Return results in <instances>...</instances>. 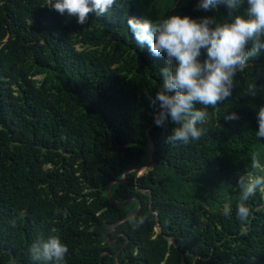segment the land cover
Wrapping results in <instances>:
<instances>
[{"label":"trees","instance_id":"obj_1","mask_svg":"<svg viewBox=\"0 0 264 264\" xmlns=\"http://www.w3.org/2000/svg\"><path fill=\"white\" fill-rule=\"evenodd\" d=\"M52 2L0 0V264H37L29 248L52 228L69 248L66 264H264L261 191L247 201L246 223L235 214L238 178L251 170L252 154L264 164V138L256 135L264 49L236 75L232 95L209 109L199 141L171 145L175 125H155L154 168L124 178L150 156L148 97L166 63L135 43L128 18L224 22L226 9L118 0L122 7L90 14L81 26ZM250 82L255 96L245 95ZM232 112L240 119L226 121ZM108 185L114 202L131 201L109 202ZM226 203L231 218L221 214ZM139 204L136 217L147 219L133 228L127 218Z\"/></svg>","mask_w":264,"mask_h":264},{"label":"clouds","instance_id":"obj_2","mask_svg":"<svg viewBox=\"0 0 264 264\" xmlns=\"http://www.w3.org/2000/svg\"><path fill=\"white\" fill-rule=\"evenodd\" d=\"M114 6L123 5L118 0H53L50 8L62 16L76 17L77 23L84 26L90 14L103 17ZM221 7L226 9L224 22L214 15L199 19L172 15L160 21L135 17L127 20L135 43L140 47L147 43L153 56L166 59L160 70L161 86L148 98L155 110L156 126L169 121L175 125L167 137L171 145L187 146L202 138L205 129L199 125L209 118V109L217 108L232 95L236 75L244 72L264 49V0H197L195 5L196 10L204 12H217ZM257 93L256 82H250L245 95ZM224 119L236 121L240 117L232 112ZM257 121L256 135L264 138V106L258 109ZM250 169L238 178L240 198L235 214L242 223L251 215L247 201L258 190L264 191V164L257 153L251 156ZM232 212L230 204L223 205V217L231 218ZM146 219L133 216L129 222L137 228ZM51 233L33 241L30 257L37 264H66L69 248L55 234V228Z\"/></svg>","mask_w":264,"mask_h":264},{"label":"water","instance_id":"obj_3","mask_svg":"<svg viewBox=\"0 0 264 264\" xmlns=\"http://www.w3.org/2000/svg\"><path fill=\"white\" fill-rule=\"evenodd\" d=\"M155 125H156L155 122H152V123L150 124L149 129H147V135H149V137L151 138V146H150V148H151V153H150L149 158H147V161H146L144 164L139 165V166H136V167H133V168H131L129 171H127V172L125 173V175H124V178L126 177L127 173H129V172H135V173H136V178H138V177L142 176L144 173H147V172H149L152 168H154V166H155V161H154V159H153V158H154V143H153V141H152V135H151V133H150V128H152V127L155 126ZM122 181H124V180H123V179H118V180L114 181L113 183H119V182H122ZM110 184H112V183H110ZM110 184H109V185H110ZM109 185L107 186V190H106V197H107V199L109 200V202H111L112 204H116V205L122 207V206H124V205H127V204L131 201V200H129V201H126V202H121V203H116V202H114V201L111 199V196H109V192H108V191H109ZM140 209H141V205L139 204L137 212L134 213L133 215H131L130 217H133V216L136 217V215L138 214V212L140 211ZM130 217H128L127 220H129ZM119 224H121V223H119Z\"/></svg>","mask_w":264,"mask_h":264},{"label":"rangeland","instance_id":"obj_4","mask_svg":"<svg viewBox=\"0 0 264 264\" xmlns=\"http://www.w3.org/2000/svg\"><path fill=\"white\" fill-rule=\"evenodd\" d=\"M261 193L263 194V196H264V191H261Z\"/></svg>","mask_w":264,"mask_h":264}]
</instances>
